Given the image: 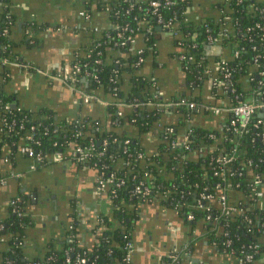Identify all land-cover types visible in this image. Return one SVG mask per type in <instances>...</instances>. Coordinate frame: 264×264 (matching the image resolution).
Listing matches in <instances>:
<instances>
[{"label":"trees","instance_id":"16d2710c","mask_svg":"<svg viewBox=\"0 0 264 264\" xmlns=\"http://www.w3.org/2000/svg\"><path fill=\"white\" fill-rule=\"evenodd\" d=\"M138 1L147 3L148 0ZM138 1L117 0L110 11V21L113 25L121 22L120 26L132 28L134 37L142 34L146 46L138 47L141 53H137L138 48L131 49L133 43L121 45L117 34L121 28L116 29L112 26L107 29L91 30L85 54L78 56L74 61L79 62L81 66H94L98 80L90 78L86 87L98 95L115 92L117 99L127 101L133 98L144 102L161 100L159 95L152 92L153 85L142 75L140 68L145 61L139 65L135 64L139 55H143L146 60L150 53L147 48L152 45L153 36L158 29L156 19L135 6ZM214 2L220 10V20L207 19L199 22L191 20L185 12L187 0H174L171 5L160 9L165 20L172 18L171 27L159 29L170 32L176 30V39L186 48L184 52L193 56L189 67L185 69L190 81L202 80L204 46L215 36L230 53L239 50L238 56L231 55L227 61L231 73L229 77L231 89L222 91L221 88H217L219 96L227 98L228 103H235L238 98L251 95L264 97V75L257 73L264 66V0H214ZM132 3L133 6L130 7ZM129 7L130 10L126 12ZM85 11L90 12L89 5ZM15 20V15L9 13L7 8L0 14V98L9 102L16 100L14 92L7 86L12 73L7 64L1 62V58L7 56L9 59L24 61L14 50V44L9 36L2 34V31L7 28L10 33ZM257 22L260 23L259 27L255 25ZM148 25L152 29L151 34L146 31ZM248 26L253 28L247 30ZM112 49L117 51L118 55L110 53ZM256 56L259 65L257 71H254ZM96 57L102 60L101 63L94 64L93 60ZM124 72L128 74L126 90L123 88ZM77 80L78 83L84 84L80 75ZM117 110L122 114H117ZM105 111L107 117L103 118L78 113L65 119L69 120L67 124H64V120L53 119L45 108L36 111L13 107L11 111H0V128H4L3 122L6 120L24 119L21 122L23 127H20L21 123L17 121L12 129H0V147L5 144L4 146L9 148L8 153L18 154L21 146L30 144L34 151H41L45 159L51 162L50 158L55 150L67 152L70 147L87 144L91 139L97 150L102 147V139L106 137L108 143L101 159L85 160L78 166H93L96 173L103 170L105 177L113 173L124 179L120 187L109 184L100 194L105 195L111 211L99 214L102 217L101 222L95 220L93 243L84 244L81 239L79 242L68 241V229L63 228L59 241L48 244L37 256L25 253L23 235L26 225L31 220L25 202L17 203L18 209L15 211L10 205L8 215L0 218L4 225L0 229V238L3 237L0 239V264H28L33 259L44 264H73L77 254L85 256L87 264L91 262L120 264L125 242L134 240L130 230L131 220L138 214L139 204L149 200H159L170 207L179 203L177 209L174 208L182 215L186 216L192 212L194 220L204 218L208 230H211L210 237L214 238L218 249L232 253L236 258H243L247 253H252V259L243 260L241 264H264V242L261 239L264 230L262 225L264 208L259 209L255 201L248 197L254 174L264 175V159L260 160L264 158V141L257 135V132H264V125L260 124L259 127L250 125L243 134L236 136L232 130L219 132L217 129L196 125L193 122V115L196 112L184 106L168 107L166 110L151 103L126 108H119L110 103L105 107ZM164 115L169 118L164 117L163 122ZM223 115L226 119L229 118V113L224 112ZM157 121L163 122V141L150 153L132 131L147 129ZM184 123L186 128L184 127L183 131L179 130ZM32 124L35 126L34 139L40 140V143L30 142L25 138ZM167 126H172L173 132H165ZM76 130L82 131L79 137L74 136ZM185 131L189 132L190 150L181 144H170L171 139H178ZM210 133L213 137L209 135ZM126 138L129 141L124 143ZM65 139L67 142H63ZM206 148L208 150L204 152ZM139 151L143 152V157L132 161ZM128 152L131 153L130 157ZM185 153L188 156L181 158ZM229 153L234 154V159L225 165L222 176L215 174L216 158ZM109 154L115 155V158L110 159ZM127 158H131V163L124 165L123 161ZM249 160L251 164H248ZM92 162H95V165ZM139 180L151 190L145 199L131 191ZM237 181L240 183L239 186H234ZM227 182H231L232 186L226 188ZM262 189L264 190V185ZM203 190L211 192L212 197L202 199L204 208L193 207ZM224 191L229 198L240 197L241 203L238 207L241 209L238 208L239 210L228 214L221 213L217 197ZM206 206L209 207L208 210ZM208 213L209 219L206 218ZM248 218L251 221H248ZM71 221L74 223L77 239L80 221L75 217ZM227 239H230L228 245ZM256 242L260 243L259 248L249 247L250 243ZM70 247L73 248L67 253L66 250ZM48 255H52L53 258L47 260ZM68 255L70 261L64 263V258ZM5 258L11 262L5 263Z\"/></svg>","mask_w":264,"mask_h":264},{"label":"crops","instance_id":"0c3cea01","mask_svg":"<svg viewBox=\"0 0 264 264\" xmlns=\"http://www.w3.org/2000/svg\"><path fill=\"white\" fill-rule=\"evenodd\" d=\"M111 1L102 0V3L109 4ZM87 5L90 12L85 11ZM5 8L16 17L8 33L14 50L31 65L27 71L7 63L12 73L7 86L14 92L15 102L25 109L37 111L45 108L53 119L58 120L71 118L78 113L107 117V105L98 101L83 102L66 82L52 76L70 75L75 59L85 54L89 33L93 30L91 27H111L109 11L95 0H0V14ZM82 10L89 14L88 19L80 14ZM185 12L193 21L220 20V10L214 0H187ZM132 43L131 49L146 46L140 33ZM147 49L150 53L140 70L153 85V89L150 88L152 92L159 95L161 101L186 95L214 104H228V99L219 96V90L211 82L214 79L212 76H219L216 59L219 56L225 59L231 57L228 48L222 45L217 48L212 44L207 49L205 44L202 80L197 82L187 77L179 57L184 48L172 32L158 27L152 45ZM110 53L118 55L114 49ZM36 68L49 70L51 76L37 72ZM123 78V88L126 90V72ZM99 96L112 100L110 92ZM164 108L167 110L168 107ZM256 115L263 118L264 109H259ZM164 117L168 116L162 117L163 122ZM162 121L153 122L147 129L132 131L147 152H154L163 141ZM193 122L223 132L226 118L223 113L197 111L193 115ZM184 127L185 123L179 130L183 131ZM8 149L4 145L0 147V167L10 174L5 183H0V218L8 215L10 200L14 195L27 194L24 202L31 220L23 235L25 253L37 256L48 244L59 241L63 228H67L74 217L80 221L79 240L84 244L93 243V225L98 214L111 211L105 195L95 191V169L70 161H52L31 169V161L26 154L19 152L11 159ZM11 173L19 175L11 176ZM239 199V196L229 198L230 201ZM137 212L134 223H130L136 244L132 264H161L165 254L171 252L178 255V260L173 264H238L233 254L216 247L204 218L189 220L159 200L139 204ZM261 239L264 242V230Z\"/></svg>","mask_w":264,"mask_h":264},{"label":"built area","instance_id":"2783aa9c","mask_svg":"<svg viewBox=\"0 0 264 264\" xmlns=\"http://www.w3.org/2000/svg\"><path fill=\"white\" fill-rule=\"evenodd\" d=\"M97 3H100L101 5H103L105 7L106 10L110 11L112 10L113 4L117 1V0H112L109 4L108 3H102V0H95ZM138 1V0H135ZM227 1V0H225ZM174 2V0H148L147 3L138 1L136 2L135 6L140 9L143 10L144 13H150L155 19H156V23L158 25L159 28H164V29H169L171 27V21L172 18H167L166 20L162 17V13L160 11L161 7L164 6H169ZM133 6V3L131 4L130 7ZM130 7L126 9V12H128L130 10ZM81 15H84L86 18L89 17V14H87L85 11H80ZM88 19V18H87ZM121 22H118L117 25H113L111 23V27L114 26V28H121V30L117 31L118 36L120 37V44L124 45V44H128V43H132L134 41V34L132 31V28H128L127 26H120ZM256 26H260V23L257 22L255 24ZM253 28V26H248L247 30H251ZM94 30H97L98 28L96 26L93 27ZM146 31L148 33H152V29L150 27V25H148ZM9 31L7 28H4L2 31V34H6L7 36ZM173 34H177V31L174 30L172 31ZM219 38L218 37H211L209 39V41L206 43L207 44V49H210L212 44L216 45L217 48L221 47V44L219 42ZM184 50L180 53V60L182 62V65L184 67V69L189 67V62L190 60L193 59V56L191 54H186L184 51L186 50L185 47H183ZM137 53H141V49L138 48L137 49ZM239 54V50H235L232 55L233 56H238ZM255 62V68L253 69L254 71H257V67L259 65V63H257V56L254 58ZM101 59L96 57L94 58L93 62L94 64L97 63H101ZM145 61V58L143 55H139L137 60L135 61L136 65L141 64L142 62ZM227 61L228 59H225V57L219 56L216 59V64H217V70L219 72V76H212L214 79H211V82L216 86L217 88H221L222 91H226L227 89H231V85H230V70L229 67L227 65ZM1 62L2 63H12L14 65L20 66L22 69L24 68L25 70L29 71L31 69V65L26 63V62H20L14 59H9V57L4 56L1 58ZM94 66L91 65L90 67L87 66H81V64L79 62H74L72 64V71L70 73V75H68L67 77H63V76H59V75H53L52 77L57 78L59 80H61L62 82H66L76 93L77 96L80 100H82L85 103H88L89 101H98L100 103H103L104 105H108L110 103L114 104L117 107H131V106H137L138 104H152V105H156V106H164V107H179V106H184L187 109L191 110V111H204V112H211L214 114H220V113H224L227 112L229 113V118L226 119V122L224 124V128L223 131L225 130H232L236 136H240L241 134H243V132L248 129V127L250 125L254 126V127H259L260 124L264 125V117H258L256 115L257 111L259 109H264V97L258 96V95H251L248 96L246 98H238L235 103H228L227 105H223V104H214V103H210L208 101H203V100H197L195 98H193L192 96H180L176 99L170 100V101H161V100H157V101H151V102H144V101H137L136 98H133L129 101L125 100V99H117L115 97V92H110V94L112 95V100L108 101L105 98L100 97L98 94H96L94 91L89 90L85 84L79 82L78 83V76L80 75V79L82 82H85V80L87 82H85L86 84L88 83V80L90 78L96 79L97 78V74L94 72ZM36 71L39 73H44L48 76H51V74L49 73L50 71L47 69H42V68H36ZM217 72V71H216ZM259 75H264V66L262 69L258 70L257 72ZM218 77V78H217ZM210 81L207 82V84ZM14 102V101H13ZM12 102H9L7 100H3L0 98V111H11V109L13 108L11 106ZM17 108H21L18 104L17 106H15ZM24 109V108H23ZM30 110V109H29ZM32 110V109H31ZM117 114H122L120 110H117ZM25 118V115L23 116ZM256 117V118H254ZM255 119V120H254ZM23 118H12L10 121L6 120L3 122V127L6 129H12L13 125L15 122L19 121L20 123L23 121ZM76 121H78V119H76ZM69 122V120H64V124H67ZM20 127H23V123L20 124ZM4 128H0V129H4ZM35 128V126L32 124L27 132V134L25 135V138L27 140H29L30 142H36V143H40V140H36L34 139V133H33V129ZM165 132L171 133L173 132V127L172 126H167L165 128ZM82 131L81 130H76L74 133L75 137H79L81 135ZM211 137H213V134L210 133L209 134ZM257 135L260 139H262L264 141V132H257ZM116 137L113 138V140H115ZM189 140V132L185 131L182 132V134H180L178 139H171L170 140V144L171 145H175V144H181L184 145V147L188 150H190V146L188 143ZM129 141L128 138L124 139V143H127ZM63 142H67V139H65ZM108 143V138H103L102 139V147L100 149L95 148V143L94 141L91 139L87 144H78L76 146L70 147L68 149L67 152H63L61 150H55L52 155H51V162L52 161H59V162H67L70 161L75 165H79L80 163L84 162L85 160H92L96 158L97 159H101V156L104 154V151L106 150V145ZM5 145V144H3ZM208 150V148L204 149V152H206ZM19 152H22L24 154H26L29 158H30V168L31 169H36L39 167H42L44 165H46L48 162V160L45 159L44 154L41 151H34L33 147L30 144H25L23 146H21L19 148ZM12 159L13 155L12 153H8ZM7 154V155H8ZM128 156H131V153L128 152L127 153ZM5 155V154H4ZM6 156V155H5ZM110 159H114L115 155L113 154H109L108 155ZM188 156L187 153L182 154L181 158H186ZM143 157V152L139 151L137 152L132 161H135L137 159H140ZM8 160H10L9 157H6ZM234 159V154L233 153H229V154H224V155H220L216 158V168L214 170L215 174H219L220 176H222L223 171L225 170V165H227L230 161H232ZM264 158H260V160L262 161ZM11 162V161H8ZM93 165H95V162H92ZM131 163V158H127L126 160L123 161V164H130ZM248 164H251V160L248 161ZM86 166V165H85ZM90 167V166H89ZM93 167V166H91ZM1 167H0V183H5L8 178L10 177V174L7 173H3L1 171ZM19 173H11V176H18ZM124 183V179L121 177H118L116 175H114L113 173H110L108 176H104V171L101 170L100 172L96 173V183H95V191L98 194H101L106 187L111 184L115 187H120L122 184ZM232 183L231 182H227L226 183V188L231 187ZM239 182L237 181L236 183H234V186H239ZM264 185V175L261 176L259 175V173H255L254 177L251 180L250 183V193L248 195V197L252 200L255 201V205L259 208L262 209L264 208V190L262 189V186ZM219 186V184H218ZM218 188V187H217ZM114 191V190H113ZM132 193L138 197H140L141 199H145L146 195H148L150 193V188L148 186H145L143 181L139 180L138 182H136V184L134 185V187L132 188ZM27 194H16L14 195L11 200H10V205L13 206V211L17 210V203H21L24 202V199L26 198ZM212 197L211 192L209 191H201L199 193V197L197 198L196 203H194L192 206L196 207V208H204L203 203L201 202L202 199H210ZM217 201L220 207V211L221 213L224 214H228L231 212L236 211L238 208L241 209V207H238V205H240V201L239 200H234V201H230L227 192H221L218 197H217ZM179 203L176 204V206H174L177 209V205ZM173 207V208H174ZM206 210L209 209L208 206L205 207ZM238 209V210H239ZM187 218L193 219L194 218V214L192 212H189L187 215ZM206 218L209 219L210 218V214L208 213L206 215ZM97 220L98 221H102V217L98 214L97 216ZM248 221H251L248 218ZM264 225V224H262ZM3 221L0 220V229L3 228ZM67 229H68V233H67V240L68 241H75L79 242V239H76V232H75V226L74 223L71 221L68 225H67ZM225 234V232H224ZM3 237H1L0 239H2ZM214 244L216 245V241L214 240ZM230 243V239H227L226 244L228 245ZM136 244H135V240H128L125 242L124 244V251L122 254V258L119 261L120 264H132V255H133V251L135 248ZM217 247V246H216ZM249 247H251L252 249H257L260 247V243H250ZM73 247H70L69 249L66 250V252L68 253L69 250H71ZM232 254V253H231ZM253 257L252 253H247L243 258H236V260L238 261V264H241L243 262V260H251ZM52 255H48L47 256V260L52 259ZM178 260V255L175 252H171V253H166L165 256L162 258L161 264H173ZM70 261V257L69 255L66 256L64 258V263L65 262H69ZM10 259L5 258V263H10ZM73 264H87V258L83 255L77 254L75 256V258L73 259ZM93 262H91L92 264ZM28 264H44L38 260H32L31 262H29ZM102 264H106V263H102Z\"/></svg>","mask_w":264,"mask_h":264},{"label":"water","instance_id":"95a60500","mask_svg":"<svg viewBox=\"0 0 264 264\" xmlns=\"http://www.w3.org/2000/svg\"><path fill=\"white\" fill-rule=\"evenodd\" d=\"M85 82H87V81L85 80ZM17 104H18V103H16V102L14 101V102H12V103H11V106H12V107H15V106H17ZM34 195H36V193H35V192H34ZM133 220H134V219H132V220H131V224H133V223H134V221H133Z\"/></svg>","mask_w":264,"mask_h":264}]
</instances>
